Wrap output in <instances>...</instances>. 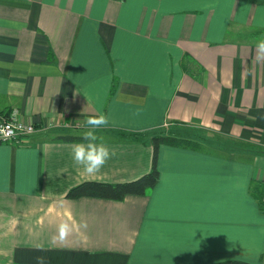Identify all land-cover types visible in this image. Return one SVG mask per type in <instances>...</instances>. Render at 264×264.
<instances>
[{
    "label": "crops",
    "instance_id": "1",
    "mask_svg": "<svg viewBox=\"0 0 264 264\" xmlns=\"http://www.w3.org/2000/svg\"><path fill=\"white\" fill-rule=\"evenodd\" d=\"M259 39L264 0H0V111L36 126L0 142V264H264ZM98 115L114 155L89 175L71 149ZM166 133L206 148L161 145L143 195L67 197L149 172Z\"/></svg>",
    "mask_w": 264,
    "mask_h": 264
},
{
    "label": "trees",
    "instance_id": "2",
    "mask_svg": "<svg viewBox=\"0 0 264 264\" xmlns=\"http://www.w3.org/2000/svg\"><path fill=\"white\" fill-rule=\"evenodd\" d=\"M117 134L121 138H141L144 133H132L119 131ZM75 139V137H67ZM172 145L190 148L194 150H205L206 144L203 140H198L191 137H182L172 133L158 134L152 137L153 159L152 166L149 172L142 176L124 182L107 183L100 181H84L72 187L68 193L69 198L79 197H98L111 200H122L127 195H143L150 188H153L159 180L158 169V153L161 145ZM251 193L258 202L259 208L264 212V182H253L251 184ZM211 264H255L248 261L230 259L217 261Z\"/></svg>",
    "mask_w": 264,
    "mask_h": 264
},
{
    "label": "clouds",
    "instance_id": "3",
    "mask_svg": "<svg viewBox=\"0 0 264 264\" xmlns=\"http://www.w3.org/2000/svg\"><path fill=\"white\" fill-rule=\"evenodd\" d=\"M255 47L257 60L264 59V39L255 41ZM86 98L89 102L90 98ZM84 124L87 128V131L84 132L85 141L74 144L71 155L73 161L82 166L84 173L92 175L97 173L114 153L105 144L97 142L96 133L93 131V129L107 124V118L104 115L88 117ZM70 231L71 226L66 221L60 223L59 234L61 237ZM38 264H44L43 258H38Z\"/></svg>",
    "mask_w": 264,
    "mask_h": 264
},
{
    "label": "built area",
    "instance_id": "4",
    "mask_svg": "<svg viewBox=\"0 0 264 264\" xmlns=\"http://www.w3.org/2000/svg\"><path fill=\"white\" fill-rule=\"evenodd\" d=\"M35 130L33 123L21 120L18 109L0 111V142H20Z\"/></svg>",
    "mask_w": 264,
    "mask_h": 264
},
{
    "label": "rangeland",
    "instance_id": "5",
    "mask_svg": "<svg viewBox=\"0 0 264 264\" xmlns=\"http://www.w3.org/2000/svg\"><path fill=\"white\" fill-rule=\"evenodd\" d=\"M193 138H195V139H198V140H203L204 138H203V135H202V137L201 136H199V134H197V135H195V136H192ZM215 140L219 143V142H222L223 140H221L220 138H215Z\"/></svg>",
    "mask_w": 264,
    "mask_h": 264
}]
</instances>
